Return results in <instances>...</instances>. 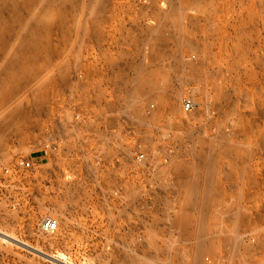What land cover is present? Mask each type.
Wrapping results in <instances>:
<instances>
[{"label": "rangeland", "instance_id": "rangeland-1", "mask_svg": "<svg viewBox=\"0 0 264 264\" xmlns=\"http://www.w3.org/2000/svg\"><path fill=\"white\" fill-rule=\"evenodd\" d=\"M0 232V264H264V0H0Z\"/></svg>", "mask_w": 264, "mask_h": 264}, {"label": "built area", "instance_id": "built-area-1", "mask_svg": "<svg viewBox=\"0 0 264 264\" xmlns=\"http://www.w3.org/2000/svg\"><path fill=\"white\" fill-rule=\"evenodd\" d=\"M184 109H188L191 106V102L189 100H185ZM138 160H142L143 155H137ZM15 165L18 167L28 168L30 166V161L24 159H18L15 162ZM59 220L58 217L54 214L45 215L40 221V230L45 233H53L58 226Z\"/></svg>", "mask_w": 264, "mask_h": 264}, {"label": "bare ground", "instance_id": "bare-ground-1", "mask_svg": "<svg viewBox=\"0 0 264 264\" xmlns=\"http://www.w3.org/2000/svg\"><path fill=\"white\" fill-rule=\"evenodd\" d=\"M179 1V0H178ZM180 224V223H179ZM182 225V224H181ZM58 227V226H57ZM204 228H198L197 230H196V237H197V239L198 240H203L204 238ZM0 237H1V239H3V240H6V241H12V242H16V243H18V244H21V245H24V246H29L27 243H25L24 241H22V240H19V239H17L16 237H14V236H11V235H9V234H6V233H3V232H0ZM34 250H36L35 248H33ZM200 252H199V250L197 249V251H195V258H199L198 257V254H199Z\"/></svg>", "mask_w": 264, "mask_h": 264}]
</instances>
